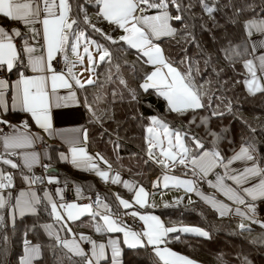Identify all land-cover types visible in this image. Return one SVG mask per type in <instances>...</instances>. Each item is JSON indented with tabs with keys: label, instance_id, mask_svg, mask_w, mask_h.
Returning a JSON list of instances; mask_svg holds the SVG:
<instances>
[{
	"label": "snow or ice",
	"instance_id": "obj_1",
	"mask_svg": "<svg viewBox=\"0 0 264 264\" xmlns=\"http://www.w3.org/2000/svg\"><path fill=\"white\" fill-rule=\"evenodd\" d=\"M92 5L95 6L96 21L106 22L111 32H105L93 22L88 11ZM197 8L202 14L199 19L206 16L218 27L216 15L221 12V0H0V148L3 149L0 152V228L7 220L14 224L17 215L38 214L40 206H43L53 221L40 226L52 240L49 247L54 255L57 249L63 250L62 257H57L58 264H64L65 259L73 264H100L105 258L106 245L97 244L83 233H74L69 226L90 214L102 221L92 225L96 232H122L124 244L133 248L150 246L161 264H196L189 257L168 248L167 238L177 232L207 237V231L190 226L167 227L156 215L128 212L134 205L140 208L148 206L150 193L145 187L124 179L101 153H89L87 129L54 126V109L76 105L84 107L90 113V119L103 127L104 116H97V108L89 102L88 88L102 90L105 84L117 86L111 91L113 98L123 100L127 96L132 105L150 108L142 96L153 94L164 99L169 115L174 113L184 118L189 113L193 114L187 127L183 123L179 126L172 124L159 113L146 117L138 114L144 121L145 163H155L165 170L162 185L158 177L153 188L183 187L186 192L200 196L221 216L225 215L229 210L227 204L215 195H205L199 190L198 182H204L228 200L254 211L252 201L264 198V157L257 155V129L242 117H236L231 101L217 96L211 87L206 89L205 83L211 85V81H203V77L208 72L220 77L224 71L218 63L221 60L230 67L239 64L247 73L240 83L248 93H264V0H227L224 9L233 11L242 38L237 41L225 37L214 52L207 51L197 41L192 31L194 26L186 22L198 19L195 15ZM4 20L18 26L8 28ZM176 24L182 27L178 29L174 26ZM200 28L210 31L206 23ZM118 31L122 34L114 36ZM178 35L181 40L176 41V46L181 48L183 58L177 61L165 54L160 41L161 38L175 40ZM185 44L198 49V59L187 55ZM129 50L137 53L135 63L129 64L122 55ZM257 51L259 55H255ZM104 64L108 68L101 80L97 69ZM122 68L132 69L136 87L129 84ZM13 73L15 79L11 78ZM61 90H67L66 94H61ZM101 98L99 92L93 95L96 102ZM202 110H207L208 116L195 115ZM14 114H23L24 118L13 122L10 116ZM226 115L240 119L249 133L242 137L238 151L230 155L221 147L227 140L228 129L210 126L213 117L223 119ZM193 127H203L208 139L192 132ZM107 133L108 130L104 129L102 134ZM45 135L59 138L67 145L66 150L58 152L59 161L94 172L105 183L123 185L134 192L132 201L119 193L113 195L118 207L126 210L124 215L138 216L143 221V230L135 232L122 226L123 222L112 213L107 198L102 199L99 194L91 203L65 202L62 188L54 192L41 189L43 197L38 195L33 185L60 182L59 177L51 172L52 164L44 163L41 153L34 150L38 142L45 143ZM113 145L114 150L120 146L118 141H113ZM238 161L243 162L242 168L233 167ZM36 165L43 168L46 175H25L28 190H20L18 195H13V174L2 166L32 172ZM176 167H183L185 176L190 174L192 178L180 179L169 175L168 172ZM209 174L214 175V181L208 179ZM226 181L233 182L235 186ZM76 191L79 196L83 190L78 187ZM182 200L183 197H177L174 204ZM164 206L170 205L166 203ZM236 212L260 223L241 212L240 208ZM238 228L241 232L251 231L250 225L244 223ZM35 230L34 225L25 232L17 264H40L43 260L45 246L28 238L29 232ZM61 232L66 235L62 236ZM0 240L6 242L8 236L0 235ZM81 242L90 243L91 249L86 251ZM109 244L112 264H119L121 251L118 243L110 240ZM4 253L5 249L0 248V255ZM241 264H250V261L243 257Z\"/></svg>",
	"mask_w": 264,
	"mask_h": 264
},
{
	"label": "trees",
	"instance_id": "obj_2",
	"mask_svg": "<svg viewBox=\"0 0 264 264\" xmlns=\"http://www.w3.org/2000/svg\"><path fill=\"white\" fill-rule=\"evenodd\" d=\"M258 2V0H257ZM227 0H221V12L216 15L218 27L213 25L212 21L206 16L203 20L199 19L202 15L200 9H195L196 20L186 21L193 25L192 31L197 38V41L207 50L214 52L219 43L225 37L232 40H240L242 38L241 29L235 23L237 19L232 10H225L224 4ZM89 15L93 22L97 23L98 27L103 28L105 32H111V27L103 21L97 22L95 19V6H89ZM206 23L208 30H202L200 25ZM178 29L182 26L174 25ZM121 32H115L114 36L118 37ZM93 38H96L95 36ZM181 36H177L175 40L162 38L160 46L165 49V54L173 60L183 58L181 48L176 46V41H180ZM104 43V41H101ZM187 48V55L198 59V49L194 45H184ZM129 64L136 62L137 53L135 50H129L127 53H122ZM123 63V61H121ZM219 66L224 69L220 77H216L212 72H208L203 77V81H211V85L205 83V88L211 87L217 96L223 97L231 101L233 112L236 117H242L244 121L256 128L255 142L257 147V155L264 157V93L251 95L243 87L240 81L245 77L244 68L239 64L235 67H230L223 60L219 61ZM139 67V66H138ZM147 67V66H146ZM203 67V65H201ZM108 68L107 64L101 65L97 72L103 80V74ZM182 68V66H181ZM150 70V69H149ZM123 75L129 81L132 87H136V78L133 75L131 68H122ZM201 81V82H203ZM219 82V87H218ZM113 84H105L104 89L88 88L89 102L93 103V107L97 108V116H104L103 127L94 123L90 119V113H87V127L89 129L88 148L92 153L99 152L104 155L112 165L115 171L127 176L130 180L143 185L148 189V181L151 177H156L161 174L159 166L152 162L145 163V146L142 118L138 114L142 113L144 117L159 113L166 116L168 121L179 126L183 123L187 127L188 119L193 115L189 113L186 117H177L174 113L169 115L167 105L162 97L153 94L142 96V100L150 104L151 107L143 105H132L129 103L127 96L123 100L119 97L113 98L111 91ZM100 93L102 98L96 102L93 100V95ZM207 110L198 111L195 113L198 117L208 116ZM199 123V120L197 121ZM210 126L213 129H228L227 140L221 145L227 150V154L239 148L242 137L249 135L248 129L240 119L234 118L232 115H226L223 119L213 117L210 120ZM104 129L108 130L107 134ZM192 132L197 133L205 140V129L203 127H193ZM113 141H118L119 148L114 150ZM229 142H232L231 145ZM59 177L60 183L71 185L74 190L81 188L82 194L97 195L101 198H107L106 202L111 205L112 213L119 214L117 202H115L114 193H119L120 196L127 194L123 189L114 190L109 187H104L98 180L85 172H77L69 165L53 166ZM51 169V170H52ZM181 167H176L171 172L182 173ZM53 173V172H52ZM183 176L185 174L182 173ZM200 190H204L202 186ZM125 192V193H124ZM152 213L158 216L167 227L183 226H198L209 233V236L202 237L196 233L177 232L169 234L166 246L171 250L189 257L196 264H241V258L247 257L250 264H264V229L249 224L251 231L241 232L238 228V221L219 216L208 205L204 204L200 199L193 196L188 204L177 203L168 207L159 209H151ZM51 221L48 213L40 206L38 214H29L25 217L15 220V223L7 220L5 225L0 228V235H7L6 242L0 240V248L5 249V253L0 255V264H17L19 256L22 254L24 234L28 229L36 226V230L29 232L28 238L34 242L42 243L45 246L43 260L40 264H58L57 257H62L63 250L57 249L53 254L49 245L52 240L47 236L42 226ZM95 238H105L106 234L94 233ZM178 237V239H177ZM74 260L78 258H73ZM64 264H73L72 261L64 260ZM100 264H107L100 262ZM119 264H159L156 256L153 255V249L147 247L129 248L124 247L121 250Z\"/></svg>",
	"mask_w": 264,
	"mask_h": 264
},
{
	"label": "crops",
	"instance_id": "obj_3",
	"mask_svg": "<svg viewBox=\"0 0 264 264\" xmlns=\"http://www.w3.org/2000/svg\"><path fill=\"white\" fill-rule=\"evenodd\" d=\"M3 23L8 28H13V27H17L18 26L17 24L9 23L7 20H4ZM259 54H260L259 51H257L255 53V55H259ZM249 58H252V57H249ZM77 71H79V69H77ZM244 72L246 73L245 69H244ZM11 78L15 79V73L12 74ZM243 87L245 88L244 85H243ZM66 92H67V90H61V94H66ZM23 118H24L23 114H14V115L10 116V119L13 122H18V121L22 120ZM52 118H53L54 126L57 127V128H82V129H87V131L89 132V129L87 127V120H86L87 113H86L84 107L73 105V106L68 107V108L54 109L53 113H52ZM44 140L49 142V146L48 147H45V148L42 147L41 149L36 150L37 145L41 144L40 142H38L34 146V150H36V151L41 153V157H42V160H43L44 163H49L50 162L52 164V166H57L58 164H59V166L67 164L73 170H75L77 172H85L88 175L94 176L98 180V182L101 185H103L104 187H107V188L109 187V189H112V190H116V189H121L122 190L123 189V190L127 191V193L130 194V197L127 198V199L131 198V195H132L133 192L128 191V189L124 188L123 185H113L110 182L109 183H105L98 176H96L94 172L83 171L81 169H77L71 163H66V162L59 161L57 159L58 152L61 151V150H66L67 149V145L64 144L63 141H61L59 138H53V137H49V136L45 135ZM238 149L235 150V151H238ZM2 151H3V149L0 148V152H2ZM88 151H89V153H92V151L89 148H88ZM44 153H47V154L44 155ZM93 154H94V152H93ZM21 163H22V161H21ZM243 166H244L243 162H239V161L238 162H234V164H233V167H235V168H242ZM2 167L4 168V170L6 172H11L13 174V186H14L13 189H12L13 195H18L20 190H28L29 185H28V182L24 180V176L25 175H33L34 174L35 176H40V172H39V167L40 166L39 165L34 166L33 169H32V172H28L27 169H23V168H18V169L13 170V169H11L8 166H2ZM101 167H105V166L101 165ZM184 170H185L184 168L181 169L183 174H185ZM220 171H221V174H222L223 170L221 169ZM52 174L55 175L56 173L53 172ZM121 175H122V177L124 179L132 181L129 178H127V176H125L123 174H121ZM158 177L155 178V181H157ZM182 178H190L191 179L192 177L189 174L188 176H184ZM208 179H212L214 181L215 177H214L213 174H209ZM226 183L233 184V182H230V181H226ZM201 184L203 185L204 190H200V189L199 190L202 191L205 195H209V196L215 195V197L218 200L222 201L223 203H225V204H227L229 206V210L226 211L225 215H223V216H225V218H229L231 220H237L238 221L237 222L238 225L241 224V223H244L246 225H248V223L249 224L251 223L253 225H256V226L260 227L261 229L262 228L264 229V227H261V224H264V198H259V199L255 200V201H252V203L254 204V211H249V209L246 208L245 206L238 205L235 201L228 200L227 197H225L222 193L218 192L216 189H213L212 187H210L207 183L202 182ZM233 186H235V185L233 184ZM32 187H33V190L37 191L38 195L43 197V191L41 189H45V188L40 187V185H33ZM51 187L52 188L49 190L50 192H54V190L57 189V188H62L63 189L64 199H65V190H64L65 186H64V184L59 182L57 184H52ZM70 188L72 190L71 194H72L73 198H75V199H80L81 197L86 195V194H81V195L78 196L77 195V191L74 190L72 186ZM152 190L153 191L151 192V194L156 193L157 191H159L157 188L156 189L153 188ZM177 192L179 193V190H176V193ZM189 196H190L189 197V199H190L189 201H191L192 200L191 198H193V196H195L197 199H200L204 204L208 205L215 213H217L220 216L219 211H217L215 208H213L209 203H206L200 196L196 195L195 193H191ZM55 198L59 199L58 196H56ZM246 199L247 200H251L250 197H246ZM115 202H116V200H115ZM118 208L120 209V207H118ZM237 208H240L241 212L247 213L248 216L253 217V220L260 221V223H254V222L250 221L249 219L241 216L239 213L236 212ZM123 210H121V211H123ZM100 211L102 212L103 210L101 209ZM127 211L128 212H132V211H139V210H136V209L132 208V209H129ZM29 214L33 215V213H25L24 216L17 215L16 218L20 219L21 217H25L26 215H29ZM9 222H11V221L9 220ZM51 222H53V221L51 220L49 223H51ZM97 222L98 223H102V221L99 220L98 217L93 218L90 214H85L84 216L80 217L79 220L71 222L69 226L72 228L74 233H77V234L83 233V234L89 236L92 240L96 241L97 244L104 243L106 245V254H105V258L103 260H101L100 262H102V263H106L107 262V264H112V260H111V245L109 244V241L110 240L118 241L117 238L119 237L120 233L119 232H106V231L96 232L92 225L94 223H97ZM141 229L143 230V223H142ZM94 233L95 234L96 233L97 234L101 233V234H104V235L106 234V236H105V238L104 237L103 238H101V237H96L95 238ZM60 234L62 236L66 235V233H64V232H61ZM87 245H89V249L88 250H90L91 249V244L87 242ZM118 246L120 248V251L124 247H129L128 245H124L123 246L120 243H118ZM129 248H133V247H129ZM147 248H151V247L149 246ZM153 255L155 256L154 251H153ZM119 260H120V257H119ZM157 261H158V258H157ZM158 263L161 264V262H159V261H158Z\"/></svg>",
	"mask_w": 264,
	"mask_h": 264
},
{
	"label": "rangeland",
	"instance_id": "obj_4",
	"mask_svg": "<svg viewBox=\"0 0 264 264\" xmlns=\"http://www.w3.org/2000/svg\"><path fill=\"white\" fill-rule=\"evenodd\" d=\"M122 34V33H121ZM120 34V35H121ZM166 103V102H165ZM167 105V104H166ZM143 132H144V130H143ZM144 136H145V132H144ZM144 145V144H143ZM145 146V145H144ZM145 159H147V157H146V155H145ZM155 164V163H154ZM156 165V164H155ZM158 166V165H157ZM183 167H181V169H182ZM162 171H161V174L159 175V178H160V183H161V185H162V183H163V180H162V177H163V174L165 173V170L164 169H162V168H160ZM184 171H186V170H184ZM179 172H181V171H179ZM183 173V172H182ZM182 173H173V172H168V174L169 175H171V176H175V177H179L180 179H190V178H182V177H184L183 175H182ZM182 176V177H181ZM158 177V176H157ZM153 183L149 180L148 181V185H147V187H148V189H146L149 193H150V195H149V197H148V206L147 207H145V208H140V206H138V205H134V209H136V210H139L140 211V213L141 214H152V215H155V214H153L152 213V211H151V209H153V208H155V209H159V208H163L164 207V205L167 203V204H169V205H174V201H175V198H177V197H183V200L180 202V203H183V204H188V203H190L191 201H189L190 199H189V195L191 194V193H188V192H186V190L183 188V187H172V186H170L169 188H167V189H164L163 187H159V188H157L159 191H157L156 193H153V194H151V192L153 191L152 189H153ZM156 189V188H155ZM176 190H179V193L177 192L176 193ZM116 190H114V192H115ZM125 191V190H124ZM184 193H182V192ZM126 193H127V191H125ZM124 192V193H125ZM128 194V193H127ZM133 196H134V192L132 193V195H131V198L130 199H127V197L126 196H124V195H122L121 197H123L124 199H127V200H129V201H132V199H133ZM129 198V197H128ZM192 199V198H191ZM188 202V203H187ZM177 204V203H176ZM120 209L121 210H123V208L122 207H120ZM120 210V211H121ZM142 223H143V221H142ZM127 227V226H126ZM143 227H144V223H143ZM180 227H183V225H181V226H179V228ZM190 227H198V226H194V225H192V226H190ZM128 228V227H127ZM129 230H131V231H134V230H132V229H130V228H128ZM120 233V235H119V237L117 238V242L118 243H120L121 245H127V244H124L123 243V241H124V234L122 233V232H119ZM197 234V233H196ZM199 235V234H198ZM200 236V235H199ZM202 237H204V236H202Z\"/></svg>",
	"mask_w": 264,
	"mask_h": 264
},
{
	"label": "built area",
	"instance_id": "obj_5",
	"mask_svg": "<svg viewBox=\"0 0 264 264\" xmlns=\"http://www.w3.org/2000/svg\"><path fill=\"white\" fill-rule=\"evenodd\" d=\"M49 146V142L45 140V143H41V144H38L37 147H36V150L38 149H41L42 147L45 148V147H48ZM39 172H40V176L41 175H46L44 173V169L39 167ZM150 181L153 183L155 181L154 178H151ZM202 182H198V186L201 187ZM41 187L47 189L48 191L52 188L51 185L49 184H44V185H40ZM71 186L69 184H67L64 188L65 190V199L64 201L65 202H76V203H91L93 200H95V197L96 195H90V196H83L81 197L80 199H75L73 198L72 194H71ZM50 192V191H49ZM117 217L123 222V225L122 226H128V228L134 230L135 232H140L142 229H141V226H142V223H141V220L137 217H134L132 215H124V212L123 213H120L117 215ZM81 245L85 248L86 251H88L89 249V245H87V242H81Z\"/></svg>",
	"mask_w": 264,
	"mask_h": 264
},
{
	"label": "water",
	"instance_id": "obj_6",
	"mask_svg": "<svg viewBox=\"0 0 264 264\" xmlns=\"http://www.w3.org/2000/svg\"><path fill=\"white\" fill-rule=\"evenodd\" d=\"M51 172H56V171L54 169H52Z\"/></svg>",
	"mask_w": 264,
	"mask_h": 264
},
{
	"label": "bare ground",
	"instance_id": "obj_7",
	"mask_svg": "<svg viewBox=\"0 0 264 264\" xmlns=\"http://www.w3.org/2000/svg\"><path fill=\"white\" fill-rule=\"evenodd\" d=\"M156 177H157V176H156ZM156 177L154 176V177H151V178H156ZM151 178H150V179H151Z\"/></svg>",
	"mask_w": 264,
	"mask_h": 264
}]
</instances>
